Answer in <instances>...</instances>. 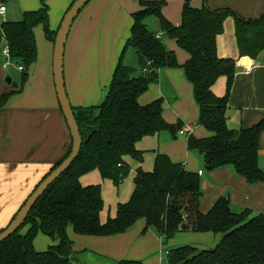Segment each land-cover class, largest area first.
Instances as JSON below:
<instances>
[{
  "label": "trees",
  "instance_id": "1",
  "mask_svg": "<svg viewBox=\"0 0 264 264\" xmlns=\"http://www.w3.org/2000/svg\"><path fill=\"white\" fill-rule=\"evenodd\" d=\"M7 1L0 0V6L4 7ZM46 1L41 0L37 11L23 13L18 21L0 20V45L4 43L10 60L22 69L20 84L11 83L17 91L0 96V109L12 96L22 92L28 79L27 70L36 61L35 28L42 27L45 38L54 43L56 33L49 27ZM137 2L139 10L132 14L130 38L121 52L104 100L95 107H72L82 136L78 157L38 199L24 225L0 244V264H72L69 259L72 242L66 234L69 226L79 236L109 237L127 233L140 220H144L145 230H154L166 243L184 231L183 225L192 233L220 236L210 249L188 245L170 249L166 252L168 264H264V215L251 216L246 210L234 213L227 198L218 199L208 212L202 213L199 176L185 171L181 164L172 163L165 155H156L151 172L140 168L136 171L129 200L118 204L115 216L104 223L100 221L104 206L100 186L83 187L79 183L83 175L98 171L103 180L117 187L129 172L124 159H142V153L136 148L139 141L164 131L175 138L185 127L181 122L170 125L163 120L161 100L144 106L138 104V98L149 85L157 82L162 69L182 70L192 86L199 111L198 125L211 134L206 139L188 136L187 149L200 153L209 171L231 167L247 185L264 182V171L258 163L264 118L246 129L227 127L226 111L237 61L219 58L216 47L224 22L232 18L239 57L258 59L264 53V14L244 19L229 9L211 10L206 2L196 9L192 7V0H183L181 22L175 27L162 14L163 0ZM151 17L158 23L159 38L146 27L145 21ZM164 38L174 40L188 54L182 66L165 47ZM126 48L135 51L139 74L122 63ZM220 78H225V94L218 97L212 87ZM71 144L50 172L67 158ZM25 227L26 232L21 233ZM38 234L58 242L44 252H37L33 242ZM114 264L143 263L123 260Z\"/></svg>",
  "mask_w": 264,
  "mask_h": 264
},
{
  "label": "crops",
  "instance_id": "2",
  "mask_svg": "<svg viewBox=\"0 0 264 264\" xmlns=\"http://www.w3.org/2000/svg\"><path fill=\"white\" fill-rule=\"evenodd\" d=\"M73 1H46L49 22L53 24L50 29L53 32H57L63 16ZM163 1L164 18L178 27L181 22L183 0ZM204 2L211 10L229 9L244 19H255L264 14V0H192L191 4L193 8L199 9ZM3 5L4 14L8 13V9L11 12L9 17L3 20L18 21L23 13L37 11L41 7V0H8ZM138 10L137 0H91L73 22L63 57L65 89L73 108L95 107L104 100L121 52L130 38L132 14ZM38 27L34 30L37 58L29 67L28 79L22 92L12 96L6 106L0 109V230L9 225L27 197L52 167L65 156L71 144L55 92L54 44L42 39L43 33ZM155 33L161 35L159 27ZM163 43L175 54L179 66L188 60V54L181 50L174 40L164 38ZM216 47L219 58L237 61L226 111L227 127L232 130L249 128L264 118V53L256 60L239 57L232 18L224 22V32L217 37ZM132 51L139 68L138 57L133 49ZM4 69L6 68L2 66L0 71L3 72ZM139 73L140 69L136 74ZM2 79L1 73L0 96L17 91L11 84L9 88L3 86ZM223 79L224 87L219 86L223 83L222 78L212 87V92L218 97L225 94L226 82L225 78ZM155 100L162 101V118L167 124L175 125L181 122L183 126L189 128V133L173 138L169 132L164 131L156 136L144 138L136 144L137 150L142 153V159L136 161L126 157L124 163L129 169L140 168L144 172H151L153 168L151 164L155 161L156 155L162 154L172 163L183 164L184 170L189 173L198 175L200 172L198 176L202 179L204 173L197 168L196 160L187 149V136L197 135L199 139H206L211 134L205 129L203 131L198 128L199 111L193 99L192 86L185 79L181 69L160 70L157 82L149 85L147 91L138 98V104L144 106ZM164 100L172 101V109L178 118L176 123L175 116L166 111ZM169 135L172 139L179 138L181 149L178 157L164 149L169 143ZM262 136L264 134L259 139V146L264 151ZM261 153L259 148V155ZM145 163L147 166L142 169V164ZM259 167L261 168L260 164ZM202 181L203 197L200 204L202 213L208 212L218 199L227 198L234 213L246 210L251 216L264 215V182L247 185L242 178L235 175L231 167L212 171ZM80 184L83 187L95 186L90 183ZM121 184L122 182L119 185ZM133 187L132 182V186H128L125 192L128 195H120L118 190L114 199L115 204L126 203ZM116 207L112 211L108 210L104 219L101 212L100 221L104 223L108 218H113ZM66 234L72 242V253L69 257L72 264H114L123 260L160 264L162 252L170 250H167L168 246L161 244L162 241L157 238L154 230H145L144 220L138 221L127 233L109 237L79 236L73 232L71 226L67 228ZM204 234L195 233L194 236L200 238H196L197 242L192 244L204 245L197 248L200 250L213 248L220 236ZM57 242L58 240H51L38 234L33 246L37 252H44ZM182 242L186 240L183 239ZM180 244L182 243L174 245L171 249ZM187 245L193 247L188 243L180 246Z\"/></svg>",
  "mask_w": 264,
  "mask_h": 264
},
{
  "label": "rangeland",
  "instance_id": "3",
  "mask_svg": "<svg viewBox=\"0 0 264 264\" xmlns=\"http://www.w3.org/2000/svg\"><path fill=\"white\" fill-rule=\"evenodd\" d=\"M10 14H11L10 9H8V13L4 14L5 16L0 15V20H3L4 18H8ZM145 23H146L147 29L150 32H152V33L156 32V29L158 28V23L155 20V18H152V17L151 18H147ZM51 25H53V24L49 22V27L50 28H51ZM38 28H40L42 30V33H43L42 34L43 35L42 39L43 40H47L45 38V36H44V32H43L42 27H38ZM103 46H104V48H106L105 41H103ZM4 47H5L4 43H1V45H0V69H2V66L4 64L7 65L6 69H4L3 72L0 71L2 73V75H3L2 84H3V86L9 88L10 85H7L5 83V79L6 78H10L12 83L18 86L20 84V79H21L22 73H20L18 71V64L16 62L10 60V58H5V56L2 54V51H3ZM122 63L125 66L133 67L132 69H134L136 72H138V70H139L135 55H134V53H133L131 48H126L125 49L124 55H123V58H122ZM24 72H26V70ZM27 73L29 75V69L27 70ZM222 80H223V83H222V85H219L220 87L221 86L224 87V79L222 78ZM218 82H220L219 79L217 80L216 84ZM229 97H230V95H229ZM164 102H165L166 111L172 113L175 116L174 122L176 123L178 118H177L174 110L172 109V104H173L172 101L170 100V102H169L168 100H166V101L164 100ZM166 103H167V105H166ZM198 128H201V130L205 131L203 127L199 126ZM154 136H156V135H154ZM148 137H153V136H148ZM193 137L196 138V139H199L197 137V135H194ZM145 138H147V137H145ZM262 138H264V136H262ZM259 148H260V151L262 152L259 155V158H258L259 161H260L259 164H260L261 168L264 171V151L262 150V148L260 146H259ZM164 149L166 151H169L170 153H172L174 156L178 157L180 155V149H181V144L179 142V138L172 139L170 137V135H169V143H167L165 145ZM185 151H186V147H185ZM191 155L196 160L197 168L201 169L202 172L204 173V177L202 179L207 178L212 171H209V170L206 169L203 157L197 151H191ZM151 165H153V167H154V162H152ZM145 166H147V163L142 164V169H144ZM182 166H184V165L182 164ZM137 170L138 169L132 170L130 168L127 176L122 181V184L119 185L118 187L114 186L112 184V182H110L108 180H103L100 177V175L97 172H94V171H92V172H90L88 174H85V175H83L81 177L80 183H82V184L84 183L86 185V184L90 183L91 185L100 186L102 200H104V202H103L104 203V208H103V211H102V214H103L102 218L103 219L108 214V210L112 211L113 208L116 207L117 204H115L116 202H114V199L116 197V193L118 192V190L120 191V195L127 194V193H125V192H127V187L128 186H130V187L132 186V182H133V179H134V176H135ZM152 170H153V168H152ZM199 179H200V185H201V188H202L203 181H202L201 177ZM110 217H112V216H110ZM26 230H27V227L23 228L21 233L26 232ZM189 232L190 231L179 232V233L174 235V237H173V239L171 241H168L167 243L162 241L161 244L164 245V246H168L167 250L171 249L174 245L179 244V243H182L180 245H184V243H188V244L193 245L194 248L203 247L204 245H201V244L200 245L192 244V243L197 242V240H195L196 238L199 239L200 237H197L198 233H197L196 236H194L195 233L191 234L192 232H190V233ZM157 238H158V236H157ZM183 239H185L186 242H182ZM180 245L176 246V248L181 247ZM202 249H204V248H202ZM165 251L162 252V255H161L162 258H161V263L160 264H168L167 259H166V252Z\"/></svg>",
  "mask_w": 264,
  "mask_h": 264
},
{
  "label": "water",
  "instance_id": "4",
  "mask_svg": "<svg viewBox=\"0 0 264 264\" xmlns=\"http://www.w3.org/2000/svg\"><path fill=\"white\" fill-rule=\"evenodd\" d=\"M91 0H75L70 8L67 10L63 19L59 25L54 39L53 47V78L55 92L58 100V104L65 120L67 129L69 131L71 139V151L67 158L62 161L50 174L41 181L38 187L27 198L25 203L16 213L14 219L9 225L0 232V244L12 237L25 223L29 216L33 206L38 199L46 192V190L72 165V163L78 157L82 147V136L79 131V127L74 117L72 106L70 105L64 82L63 75V57L66 41L73 22L78 17L79 13L88 5ZM5 83L11 84V79L6 78ZM182 230L186 231L187 227L183 225Z\"/></svg>",
  "mask_w": 264,
  "mask_h": 264
},
{
  "label": "built area",
  "instance_id": "5",
  "mask_svg": "<svg viewBox=\"0 0 264 264\" xmlns=\"http://www.w3.org/2000/svg\"><path fill=\"white\" fill-rule=\"evenodd\" d=\"M4 11H5V7L3 6H0V15H3L4 14ZM160 35H157V38H159ZM2 54L6 57V58H9V52H8V49L7 47H5V49L2 51ZM6 64L3 65L4 68H6ZM18 70L19 71H22L21 68L18 67ZM187 133H189V128L188 127H184L180 132H179V135H187ZM188 137V136H187ZM198 175H200V172L198 173Z\"/></svg>",
  "mask_w": 264,
  "mask_h": 264
}]
</instances>
